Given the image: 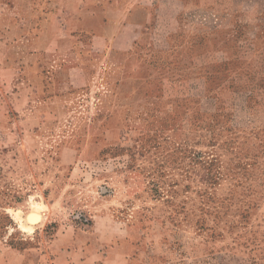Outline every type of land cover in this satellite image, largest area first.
I'll return each mask as SVG.
<instances>
[{
  "label": "rangeland",
  "instance_id": "1",
  "mask_svg": "<svg viewBox=\"0 0 264 264\" xmlns=\"http://www.w3.org/2000/svg\"><path fill=\"white\" fill-rule=\"evenodd\" d=\"M176 1L0 0V264H264V67Z\"/></svg>",
  "mask_w": 264,
  "mask_h": 264
},
{
  "label": "crops",
  "instance_id": "2",
  "mask_svg": "<svg viewBox=\"0 0 264 264\" xmlns=\"http://www.w3.org/2000/svg\"><path fill=\"white\" fill-rule=\"evenodd\" d=\"M156 1L152 0L148 3L155 4ZM176 2V7L180 9L191 8L207 12L206 17H202L203 15L196 17L199 23L197 25H203L204 32L198 35L199 37L207 36L211 45L209 48L214 51L217 60L213 62V66L221 73L220 87H225L234 73L238 74L237 76L241 79L256 80L257 74H261L257 67H264V39L260 34V30L264 31L263 3L258 0H196L191 2L177 0ZM197 30L200 32L201 28L198 27ZM253 74L256 75L253 76ZM95 225L93 224L92 228H95ZM90 234L91 232L78 234L76 240L84 238L87 241ZM101 248H103L102 245L95 249L90 242L79 245L78 250L80 251L77 252H80V256L74 258L71 263L89 264L91 260L100 256ZM28 260V256H25L23 264H29ZM65 263L67 264V262L58 264ZM40 264L44 263L40 262Z\"/></svg>",
  "mask_w": 264,
  "mask_h": 264
},
{
  "label": "bare ground",
  "instance_id": "3",
  "mask_svg": "<svg viewBox=\"0 0 264 264\" xmlns=\"http://www.w3.org/2000/svg\"><path fill=\"white\" fill-rule=\"evenodd\" d=\"M36 219H37V216L36 215H33V216L30 217V221H31L32 225L34 224V222L36 221ZM24 229L26 231L32 232L34 228H33V226H26V227L24 226Z\"/></svg>",
  "mask_w": 264,
  "mask_h": 264
}]
</instances>
